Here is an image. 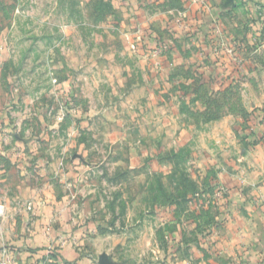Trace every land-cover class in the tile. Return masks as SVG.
Segmentation results:
<instances>
[{"label":"rangeland","instance_id":"374dc122","mask_svg":"<svg viewBox=\"0 0 264 264\" xmlns=\"http://www.w3.org/2000/svg\"><path fill=\"white\" fill-rule=\"evenodd\" d=\"M235 1L241 63L208 45L241 81L216 92L167 64L200 52L197 0H0V263L264 259V15L251 46Z\"/></svg>","mask_w":264,"mask_h":264},{"label":"crops","instance_id":"0c3cea01","mask_svg":"<svg viewBox=\"0 0 264 264\" xmlns=\"http://www.w3.org/2000/svg\"><path fill=\"white\" fill-rule=\"evenodd\" d=\"M211 4L210 5V10L207 11V16H202V18L205 20L204 22V26H201V23H203L202 21L198 20L197 22L194 21L195 23H193L192 25L195 27L193 28V32L194 34L197 36L196 38H194L195 42H197L198 46L200 47L199 49V53L195 54L192 52H186V51H182L181 46L178 47V51L181 54L180 56H178V58L173 59L172 62L167 63L169 66V71L172 70L174 71L177 68H180L182 66L185 65V60L188 61L189 64L193 65L192 68L195 69V72L203 77H207L209 78V80L207 81L208 84H210L211 86V90L212 91H216L218 92V90L220 91L224 86H227L228 84H234V83H239L241 80L240 76V71H233V66L230 63H227V61H223L221 59H217L215 57H213L212 55H210V46L208 45V39H209V29L212 27V21L213 19H217L220 17V13L222 14L223 12H227V14H224L223 17V21H225L226 19H228L227 17L232 16L233 14L236 13L237 9H238V5L236 6V1L235 0H211L210 1ZM241 4L243 5V8H245L247 14H248V25L247 28H251V31H254L253 34L255 35V37H252L250 35L249 37V45L256 47V43L257 40H259L260 38L258 37L259 34L256 32V30H258L261 26V23L263 22L262 19L260 18L261 15H264V0H241ZM257 7L261 8L260 11H257ZM257 11V16L254 15V13ZM231 13V14H230ZM217 17V18H216ZM208 18V19H206ZM249 20H251V24L249 23ZM238 31V29H237ZM250 31V30H249ZM259 39H257V38ZM247 42V43H248ZM148 44V41L145 42V45ZM210 44V43H209ZM156 46V44H154ZM185 45V44H184ZM196 44H192V46H195ZM185 48V47H183ZM150 49V48H149ZM151 53V52H150ZM170 61V59H169ZM179 64V67H177ZM159 65V64H158ZM162 67V66H161ZM161 69V68H160ZM214 79V80H213ZM208 86V85H207ZM206 88V87H205ZM258 92V91H257ZM256 92V93H257ZM261 99V98H259ZM259 101L258 99L255 100V102ZM254 101L249 103V106H247V108H255L254 110L261 108L260 105H254ZM257 110V111H258ZM259 113H261L260 111H258ZM262 121L260 120V123ZM260 123L258 124V126L256 127V131H254L253 133L259 137H261V131L262 128H260ZM246 203L243 201V204ZM249 206V203L247 204ZM246 204H244L243 206H246V208L243 211L247 212V207ZM242 213V212H241ZM248 214H244V216L242 217V215H237V223L239 224V226L236 228V231L238 232L241 228V226H243L244 228V221H245V217H247ZM261 228V225H260ZM242 229V228H241ZM260 230V229H259ZM245 252V251H244ZM247 252V251H246ZM247 256L250 255L249 252L245 253ZM255 254V253H254ZM257 257V261H259V264H264L262 263V261L264 260L263 258H261L260 253L259 254H255ZM255 259V256L253 258V260Z\"/></svg>","mask_w":264,"mask_h":264},{"label":"built area","instance_id":"2783aa9c","mask_svg":"<svg viewBox=\"0 0 264 264\" xmlns=\"http://www.w3.org/2000/svg\"><path fill=\"white\" fill-rule=\"evenodd\" d=\"M197 2H201L200 4L204 5L209 10L211 9L210 5L206 1L197 0ZM211 24H212V27L209 29L210 38L212 40L217 39L218 47L224 48V50L226 51V55L228 56L229 60H231V61L233 60V62H235V63H237V62L241 63V58H239L240 54H239L238 50H236L235 46L225 48V40L223 37L222 27H220L221 25L218 24L216 19H213ZM158 44H157V46H155V48H154L155 50H153L156 52L155 55L161 54V47H165L164 45H161L160 42ZM6 212H7V208L4 205H2V203H0V219H2L6 215ZM7 257H8V255H7ZM0 264H10V263L6 260V261L1 262Z\"/></svg>","mask_w":264,"mask_h":264},{"label":"water","instance_id":"95a60500","mask_svg":"<svg viewBox=\"0 0 264 264\" xmlns=\"http://www.w3.org/2000/svg\"><path fill=\"white\" fill-rule=\"evenodd\" d=\"M99 264H115L111 257H109L108 255H102L99 258Z\"/></svg>","mask_w":264,"mask_h":264},{"label":"trees","instance_id":"16d2710c","mask_svg":"<svg viewBox=\"0 0 264 264\" xmlns=\"http://www.w3.org/2000/svg\"><path fill=\"white\" fill-rule=\"evenodd\" d=\"M256 32L259 34V38H261L262 36H261V31L258 29V30H256ZM256 113H259L258 111H255L254 112V114L253 115H250L249 117H248V119H249V121H250V119H258V117H259V115L257 116L256 115ZM260 121V120H259ZM249 135H254L253 133H250ZM246 139H249V137H246Z\"/></svg>","mask_w":264,"mask_h":264}]
</instances>
